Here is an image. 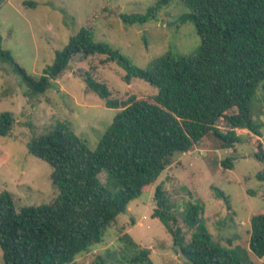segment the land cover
I'll return each instance as SVG.
<instances>
[{"label":"trees","instance_id":"1","mask_svg":"<svg viewBox=\"0 0 264 264\" xmlns=\"http://www.w3.org/2000/svg\"><path fill=\"white\" fill-rule=\"evenodd\" d=\"M173 0H159L157 8ZM191 7L181 17L196 25L201 49L193 56L163 55L150 68L135 66L107 43L97 42L83 28L57 52L52 66L40 77L21 67L10 51L2 48L0 59L10 64L27 86V96L49 91L76 59L105 56L116 63L130 84L140 79L157 90L149 98H113L109 87L86 71L89 91L117 110L113 123L98 148L64 127L32 140L29 151L52 167L51 180L57 197L48 205L17 209L14 196L0 193V247L5 264H76L104 244L109 230L132 202L156 186L178 154L194 151L206 139L214 150L233 149L247 132L255 158L264 164L261 127L251 114V103L264 91V0H180ZM5 0H0V6ZM25 5L35 6L33 2ZM122 15L126 25L154 19ZM11 112L0 114V137L9 136L15 125ZM213 137V139H212ZM228 169L233 162H223ZM105 174L103 182L100 178ZM257 178L264 182V169ZM159 219L172 235L175 247L188 264H248L235 251L215 242L201 223L200 208H191L184 225L194 229L188 238L163 185L155 190ZM117 248L97 256L92 264H156L149 250L124 232ZM249 248L264 261V211L251 219Z\"/></svg>","mask_w":264,"mask_h":264},{"label":"rangeland","instance_id":"2","mask_svg":"<svg viewBox=\"0 0 264 264\" xmlns=\"http://www.w3.org/2000/svg\"><path fill=\"white\" fill-rule=\"evenodd\" d=\"M158 2L5 0L0 6L2 48L10 51L33 77L42 76L53 65L57 52L63 51L83 28L95 41L109 44L140 68H150L163 55H197L202 42L196 25L180 21L191 7L173 0L158 9ZM150 11L155 17L146 23L126 25L122 20V15L145 16ZM105 58L76 59L53 81L49 91L35 97L27 96L21 77L0 59V114L11 112L16 119L11 134L0 137V193L10 192L18 210L48 205L57 197L51 180L52 167L29 151L34 138L64 127L96 150L114 121L117 110L108 108L103 99L87 89L83 80L86 71L105 83L113 98H149L156 94L155 88L140 79L125 82L126 72L116 63H106ZM251 114L261 127L264 143V91H258L252 100ZM252 141L245 132L233 149L178 154L179 162L161 174L151 192L132 202L128 212L118 217L104 244L79 257L76 264H92L106 250L117 248L124 232L149 250L156 264H188L165 225L152 217L158 185L167 191L188 238L195 230L186 227L182 218L198 206L200 221L215 242L235 251L248 264H264L249 248L251 219L264 211V182L257 178L264 164L255 158ZM227 159L233 162L231 169L224 166ZM100 178L104 182L106 175L101 174ZM0 264H5L1 247Z\"/></svg>","mask_w":264,"mask_h":264},{"label":"crops","instance_id":"3","mask_svg":"<svg viewBox=\"0 0 264 264\" xmlns=\"http://www.w3.org/2000/svg\"><path fill=\"white\" fill-rule=\"evenodd\" d=\"M202 145H203L202 147L201 146L200 147L198 146L195 150L207 151V152L219 151V150H214L213 149V145H212L210 139H206ZM204 146H206V147H204ZM190 152H194V151H190ZM190 152L184 153V154H189ZM184 154H182V155H184ZM178 162L179 161H177L176 163H178ZM129 209H130V207H129Z\"/></svg>","mask_w":264,"mask_h":264}]
</instances>
